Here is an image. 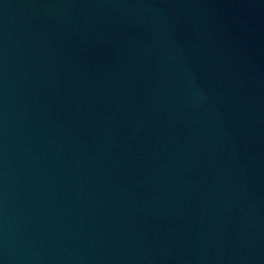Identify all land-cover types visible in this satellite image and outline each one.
Masks as SVG:
<instances>
[{
  "label": "water",
  "instance_id": "1",
  "mask_svg": "<svg viewBox=\"0 0 264 264\" xmlns=\"http://www.w3.org/2000/svg\"><path fill=\"white\" fill-rule=\"evenodd\" d=\"M0 264H264V0H0Z\"/></svg>",
  "mask_w": 264,
  "mask_h": 264
}]
</instances>
